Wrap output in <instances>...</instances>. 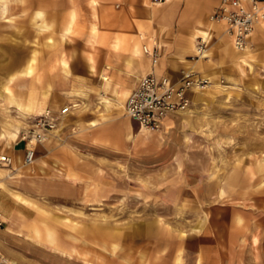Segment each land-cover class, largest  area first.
<instances>
[{
	"label": "rangeland",
	"instance_id": "374dc122",
	"mask_svg": "<svg viewBox=\"0 0 264 264\" xmlns=\"http://www.w3.org/2000/svg\"><path fill=\"white\" fill-rule=\"evenodd\" d=\"M23 2L0 0V151L12 159L0 164V182L35 214L32 221L6 220L0 256L8 264H264V32L237 55L207 20L200 29L208 35L196 34L206 56L193 48L184 68L214 81L193 93L185 112L148 132L131 119L127 128L124 87L107 96V80L97 89L77 84L88 52L98 65L97 18L76 16L64 36L65 24L51 22L47 7L34 12ZM157 45L151 38L142 46ZM23 56L26 68L17 64ZM71 89L80 99L67 97ZM43 102L78 107L38 144L51 141L50 152L36 144L33 162L23 165L26 142L19 136L38 115L32 103ZM73 163L83 167L67 166ZM75 170L84 180L72 182L70 197L38 194L24 202L17 192L54 175L73 179ZM28 223L35 224L23 235L18 225ZM49 224L52 230H44Z\"/></svg>",
	"mask_w": 264,
	"mask_h": 264
},
{
	"label": "crops",
	"instance_id": "0c3cea01",
	"mask_svg": "<svg viewBox=\"0 0 264 264\" xmlns=\"http://www.w3.org/2000/svg\"><path fill=\"white\" fill-rule=\"evenodd\" d=\"M1 1L4 3V0ZM23 1L25 6V0ZM28 1L27 6H31L34 12L37 8L47 7V14L51 22L54 21L61 25L65 24L63 29L64 36H68L73 19L76 18V16L81 18L80 20L87 22H91L93 17L97 18V25H92V30H97V34L93 38L102 40V49L96 60L98 65L96 67L93 66L95 61L93 56H95V53L93 55V53L88 52V57H91L92 63H88L87 57L85 66L83 65L84 67L80 68V80L76 81L80 86L94 84L97 89L107 80L109 82L107 96L111 95L110 90L118 87H124L128 96L139 78L150 72L157 75H165L170 80L176 81L181 70L185 69L184 67L188 62L187 57L192 53L193 48L195 52L199 54L200 58L205 57L206 55L203 51L193 45V41L194 38H200L196 36L198 33L200 35H208L206 32L201 31L200 27L207 25V16L219 3V0H163L161 4H153L152 0H92V2L91 0ZM72 12L74 15L73 19H71ZM214 27L216 32H220L219 38L223 41L224 47L231 53L232 45L221 30L222 26L215 25ZM261 32H264V27L256 25L253 31V34L256 33V39H258V35H260ZM151 38H155L158 44L155 47V52H157L158 57L154 59L144 54L142 51V45H149ZM235 52L239 55L236 50ZM21 54V52H18V56ZM61 59L62 58L59 59V63ZM65 60L66 65L63 66L60 63L64 68L67 67V59ZM109 60L115 63L113 67L107 65V61L109 62ZM27 62L28 61L23 56L17 61V64L22 65L25 63L24 68H26ZM65 73L67 75V72ZM66 75L65 81L67 82L64 84L66 86H71L72 80ZM103 75L107 78L106 80L103 78ZM202 77L206 76L203 75ZM206 78L214 81L212 78ZM10 80L11 79H9L8 82ZM8 82L6 85L9 84ZM74 92L75 91L71 89L67 93V97L72 98L71 101H75V98L78 97L73 95ZM193 97L194 94L191 93V101ZM78 99L80 98L78 97ZM32 104L33 110H35V113L38 115L45 108H49L53 111H59L63 108H54L52 105L45 106L44 102ZM69 107L74 109L78 107V105L74 104ZM70 113L71 110H69L64 117L68 116ZM167 120H169V118ZM131 124V120L127 118V128H130ZM60 128L61 126L58 130L56 129L55 132L59 131ZM51 147V141L50 144L39 146V148L48 152H50ZM13 151L14 153H18V151ZM20 158L21 159L18 160L22 161L23 154ZM67 166L78 168L83 167V164L73 163ZM75 171V177L66 180L67 182H59L56 175H54L43 181H29L23 187L19 186L17 192L26 196L24 200L21 198L24 202H27L28 199L32 200L33 196L38 194H44L48 198L57 195L70 197L73 193V186H71V184H73L72 182H82L84 180L82 172H79V170ZM7 176H11L10 173L7 174ZM0 186V189H2L0 194V212L4 219L2 230H7L5 226L6 220L12 221L14 219L13 217L16 215L18 219H22L23 221H25L26 218L31 220V216L35 214L32 208L23 203L14 201L9 195L10 192L6 194L8 190L6 189L7 191H4L5 187L1 182ZM32 220L34 219L32 218ZM34 224L28 223V228H21V226L18 225L17 229L22 231L23 235L28 234L26 232H31V227L34 226ZM49 226L50 224L47 226L48 228H42V230L47 229L51 231V226ZM51 241L52 240L49 242ZM54 243L55 245L57 244L55 240ZM29 246L36 245L29 244ZM51 246V244H48L40 247L49 248ZM1 250L4 251L3 249ZM21 258L18 259L20 260ZM19 260L16 261L20 262Z\"/></svg>",
	"mask_w": 264,
	"mask_h": 264
},
{
	"label": "built area",
	"instance_id": "2783aa9c",
	"mask_svg": "<svg viewBox=\"0 0 264 264\" xmlns=\"http://www.w3.org/2000/svg\"><path fill=\"white\" fill-rule=\"evenodd\" d=\"M163 0H152L153 4H161ZM208 21L223 28L224 34L230 39L233 48L243 50L250 46V38L256 25L264 27V0H219L218 5L208 15ZM196 47L204 52L201 38ZM144 54L156 58L155 48L149 50L143 46ZM197 56L199 54L196 53ZM210 81L194 72L191 68L181 70L176 81L165 75L153 72L143 75L131 90L124 104L125 115L137 123L144 131L159 130L166 119L185 112L190 104L192 91H202ZM65 106L59 111L44 109L37 115L29 129L21 132L19 138L26 142L23 165L34 160L33 146L45 140L59 125V119L69 112ZM12 159L0 153V164L9 166ZM4 219L0 212V228ZM9 262L0 256V264Z\"/></svg>",
	"mask_w": 264,
	"mask_h": 264
},
{
	"label": "bare ground",
	"instance_id": "6f19581e",
	"mask_svg": "<svg viewBox=\"0 0 264 264\" xmlns=\"http://www.w3.org/2000/svg\"><path fill=\"white\" fill-rule=\"evenodd\" d=\"M73 17H74V15H73V12L71 13V19H73ZM228 38V37H227ZM229 39V38H228ZM229 42H230V39H229ZM231 43V42H230ZM232 45V44H231ZM251 45V44H250ZM233 47V46H232ZM143 48V47H142ZM234 50H236V51H247V50H249V47L248 48H246V49H243V50H237V49H235L234 48ZM93 53V52H92ZM71 54V53H70ZM88 63H92V59H91V57L89 56L88 57ZM60 63L64 66V65H66V60L65 59H61L60 60ZM94 66V65H93ZM92 68V67H91ZM92 71V70H91ZM96 73V72H95ZM103 78L106 80L107 78L103 75ZM196 92H201L200 90H195V91H192L191 93H196ZM9 97H8V99L16 106V108L19 110V114H21V115H23V114H25V110H24V108L22 107V105H21V103L19 102V100H18V98H16V96H13V95H11V93H9ZM128 117V116H127ZM167 120V119H166ZM166 120H165V122H166ZM165 122H164V124H165ZM140 130H143V129H140ZM144 131V130H143ZM21 132V131H20ZM20 132H19V134H20ZM158 132V131H157ZM47 138V137H46ZM45 138V139H46ZM38 145V144H37Z\"/></svg>",
	"mask_w": 264,
	"mask_h": 264
}]
</instances>
